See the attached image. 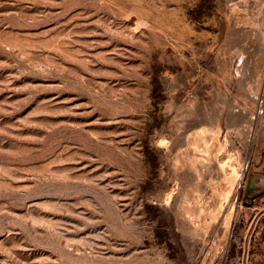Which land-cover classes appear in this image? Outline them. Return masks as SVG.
<instances>
[{
  "label": "rangeland",
  "instance_id": "374dc122",
  "mask_svg": "<svg viewBox=\"0 0 264 264\" xmlns=\"http://www.w3.org/2000/svg\"><path fill=\"white\" fill-rule=\"evenodd\" d=\"M0 264H264V0H0Z\"/></svg>",
  "mask_w": 264,
  "mask_h": 264
}]
</instances>
